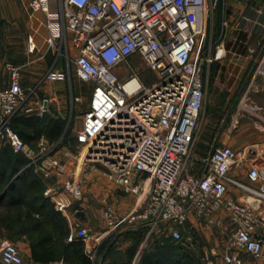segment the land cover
<instances>
[{
	"label": "built area",
	"instance_id": "2783aa9c",
	"mask_svg": "<svg viewBox=\"0 0 264 264\" xmlns=\"http://www.w3.org/2000/svg\"><path fill=\"white\" fill-rule=\"evenodd\" d=\"M28 4L32 13L44 15L47 43L72 58L76 77L92 85L81 126L74 133L73 151L59 146L60 140H40L31 146L11 120L20 112L42 116L46 107L43 102L27 103L21 67L5 63L10 83L0 88V138L46 177H64L61 189L48 186L44 197L55 200L60 209L65 205L58 197L61 190L81 200L82 174L100 166L123 193L146 190L142 204L122 215L104 206L103 219L110 229L144 227L147 237L164 230L180 241L191 215L210 223L222 214L230 219L236 246L223 254L224 264H244L242 251L262 259L263 219L247 198L264 203V164L249 166L251 185H245L231 170L244 165L247 149L221 143L204 161L201 176L185 168L203 108V65L226 54L223 40L215 45L213 56L206 53V0H30ZM246 20L258 23L251 17ZM133 56L154 72L152 82L143 81L134 69L126 70ZM260 72L264 75V65ZM68 76L66 71L50 69L43 79L63 81ZM81 100L75 95V102ZM243 110L257 118L264 115L263 108L246 101ZM70 156L79 161L76 168L65 160ZM230 185L243 190L245 199L231 195ZM88 236L86 228L76 230V237ZM0 264H23L19 247L6 238L0 243Z\"/></svg>",
	"mask_w": 264,
	"mask_h": 264
},
{
	"label": "crops",
	"instance_id": "0c3cea01",
	"mask_svg": "<svg viewBox=\"0 0 264 264\" xmlns=\"http://www.w3.org/2000/svg\"><path fill=\"white\" fill-rule=\"evenodd\" d=\"M29 1L0 0V88L8 86L10 83L5 63L11 62L19 65L21 67V85L28 97L27 103L35 105L38 102H43L46 112L42 116L23 112L18 115H36L45 121H63L65 106L60 100L62 94L53 91L46 84L51 81L44 80L43 77L50 69L66 71L64 69L66 58L47 43L48 31L44 24V15L41 12L32 13ZM51 7L55 8L54 3L51 4ZM226 9L225 31L222 37L226 43V54L224 59L216 60L210 65L212 68H208V79L210 78L212 86L207 89L204 87V102L199 124L190 154L185 162L186 170L195 176H201L204 173V161L208 159L215 146L221 143L234 148L237 146L235 141L227 139L225 136H221L219 139L212 137V130L201 125L207 117L215 115L217 106L220 107L223 101L232 107L239 105L238 103L241 101H246L264 109V75L260 72L261 66L264 65V0H227ZM246 17L257 19L258 23L250 25ZM64 81L66 80L53 82L62 83ZM222 87L225 88L224 96L221 93ZM91 89L92 85H90V91L87 94L88 101ZM239 93L241 99L238 98ZM75 95L78 94H74L72 89L70 92L72 108L75 103ZM212 112L214 113L211 114ZM82 114L83 111L75 117L80 123L78 128L81 126ZM247 116L255 118L248 114ZM65 125L61 136L54 142L61 140L66 129ZM247 132L248 134L245 135L247 141L261 139L264 144L263 123L256 120L248 123ZM40 140L52 143L42 135L34 142L26 144L36 146ZM74 144L75 139L64 147L73 151ZM21 156L27 159L23 153ZM65 160L73 168H76L79 163L72 156ZM254 163H260L257 155L246 158L240 170L236 167L232 168L231 174L243 184L251 185L246 173L249 166ZM19 170L23 172L16 178H11L8 185L12 182L16 183L18 190L14 193L22 200L24 199L23 202L33 200L30 201V205L33 207L30 212L42 222L39 230L53 231L57 226V217H60L65 222L67 230L63 241L68 243L78 238L76 237L78 228H86L89 236L82 241L84 251L90 257L91 255L94 257V262L91 264H134V261L135 264H140L145 254L151 255L162 264L170 263L168 245L158 239L156 236L158 232L147 237L144 227L112 230L103 219L105 205H110L116 213L122 215L142 204L146 197V190L138 194L123 193L102 167H89L82 174L84 197L76 201L61 190L58 197L65 202V205L60 209L55 200L44 197L43 191L48 186L61 189L64 181L63 176L46 177L36 167L31 168L28 159ZM8 185L4 188H7ZM5 190L0 191V198L4 196ZM229 193L238 200L245 199L244 191L235 186H229ZM6 198L4 197V199ZM40 199L45 200V205H41ZM247 199L251 209L263 219L261 233L264 234V203L257 205L253 198L248 197ZM54 214L56 217L51 218ZM227 228L233 231L230 219L226 215L217 214L214 221L210 223L191 215L183 228L181 240L177 242L181 246L182 253L189 258L190 262L218 264L217 254L223 250L220 245L224 246V242L219 238ZM21 238L23 247H19V249L23 256V264H59L60 262L69 264L62 257L47 263L36 262L32 258L27 235L22 234Z\"/></svg>",
	"mask_w": 264,
	"mask_h": 264
},
{
	"label": "rangeland",
	"instance_id": "374dc122",
	"mask_svg": "<svg viewBox=\"0 0 264 264\" xmlns=\"http://www.w3.org/2000/svg\"><path fill=\"white\" fill-rule=\"evenodd\" d=\"M226 2L227 0H206L207 3V19H206V26H207V36L205 42V49L208 56H213L215 52V45L217 42L223 40L224 48L226 43L224 41L223 34L225 31V23L224 17L226 14ZM222 58L213 59L211 62H207L203 65L202 68V76L204 77V87L207 89L212 86L210 78L208 79V68L212 66V63L216 60H222ZM126 70L131 71L134 69L139 73L143 81L152 82L155 79L154 72L145 68L143 60L138 56L130 57L126 62ZM64 69H66L68 73V79L66 81L60 82H48V84L53 91H58V93L62 94L60 100L61 103L64 104L65 109V118L63 119V125L66 122V129L65 132L62 134L59 146H66L69 143L74 141L75 137V129L79 127L80 123L75 118L79 115L82 111L85 110L87 105V94L90 91L89 83H85L80 81L75 74L74 70V63L72 58L65 59L64 62ZM123 70V69H121ZM120 70V72H121ZM119 71V70H118ZM73 89L74 94H78L81 96V101L75 102L73 108L71 107L70 103V92ZM225 88H221V93L224 96ZM238 98L241 99V95L239 93ZM240 102V101H239ZM236 104V103H235ZM239 105L235 106H228L224 101L220 104V107H216L215 115L207 117L204 120V123L201 125L206 128H210L212 130L211 136L219 139L221 136H225L227 139H232L237 143L236 149L243 150L247 149L245 153V159L251 157L252 155L258 156V161L261 164H264V144L263 141L254 140V141H247L245 139V135L248 134L247 132V124L253 121H260V123L264 124V115L260 118H250L247 116L245 112H243V107L245 102L241 101L238 103ZM238 106V107H236ZM236 110V111H235ZM212 112L211 114H213ZM208 130V129H207ZM259 163V164H260ZM6 166V170L8 172L12 171L11 178H16L19 174L23 171L18 170L20 167V160L17 159L16 154L12 151L10 145L6 142L5 139L0 138V168H4ZM16 166V167H15ZM19 166V167H18ZM242 168L239 167V170ZM6 189V188H4ZM3 189V190H4ZM8 209L0 208V213L6 214ZM19 226L14 228L12 231H7L5 229H1L0 235V243L3 239H9L13 241L18 247L22 248V238L19 235ZM232 231L230 228L225 229L223 235L219 238L220 241L224 242V246L220 245L223 250L220 254H217L218 257V264H224L223 261V254L228 250H233L236 248L235 244L232 241ZM160 241H164V243L168 244V250L170 252V263L173 264L176 260L181 259V255L178 253H182L181 246L179 243L172 241L169 234L161 230L156 235ZM156 237V238H157ZM157 239V240H158ZM241 260L244 264H264V257L262 259H255L251 255L245 252L240 253ZM135 264V261L133 262ZM69 264H79V262H69ZM181 264V261H180ZM182 264H202V262H182Z\"/></svg>",
	"mask_w": 264,
	"mask_h": 264
},
{
	"label": "trees",
	"instance_id": "16d2710c",
	"mask_svg": "<svg viewBox=\"0 0 264 264\" xmlns=\"http://www.w3.org/2000/svg\"><path fill=\"white\" fill-rule=\"evenodd\" d=\"M11 124L25 143H32L39 139L42 135L48 138L50 142H54L61 136L64 126L63 121L61 120L45 121L36 115L23 116L18 114L12 118ZM14 153L16 154L17 159L20 160V167L22 164L27 162V159L21 156V153ZM32 167L33 165H31V168ZM13 169L15 170L13 167L12 171L8 172L6 170V166H4V168H0V191L8 185L9 180L13 175H11V173H13ZM17 190L18 186L15 182H12L6 188L4 196H2L3 198H0V208L2 207L6 210L8 209L6 214L0 213V230L3 228L7 231H12L18 225L20 228L18 231L19 235H27L31 247V255L33 260L36 262L47 263L50 260H55L59 257H62L68 262L78 261L79 264H91L93 262L89 254L84 251L85 248L82 238L74 239L68 243L63 241L64 236L67 235V230L65 228V222H63L60 217H57V226L55 225L56 227L53 231L49 232L45 229L39 230L42 222L39 221V218H35V216L30 212V209L33 208L30 205V201L33 200L31 199L30 201L23 202L24 199L22 200L21 197L14 193L17 192ZM4 197L6 199H4ZM40 202L41 205H45V200L40 199ZM54 216L56 217L54 214L51 218ZM171 240L174 241L172 238ZM178 255L182 256L181 259H178V261L176 260L173 264H180V261L181 264L182 262H190L189 258L185 256L184 253H178ZM140 264L162 263H160L156 258L154 259L151 255L145 254L142 257Z\"/></svg>",
	"mask_w": 264,
	"mask_h": 264
}]
</instances>
